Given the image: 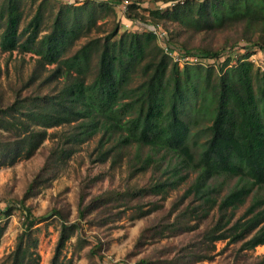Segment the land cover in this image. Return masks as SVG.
I'll list each match as a JSON object with an SVG mask.
<instances>
[{"label":"trees","instance_id":"obj_1","mask_svg":"<svg viewBox=\"0 0 264 264\" xmlns=\"http://www.w3.org/2000/svg\"><path fill=\"white\" fill-rule=\"evenodd\" d=\"M123 2L0 0V52L37 56L13 103L0 107V166L32 157L48 139L56 140L52 158L60 164L98 138L96 162L127 164L129 177L124 190L87 204L82 194L80 219L122 205L141 218L162 207L153 202L147 209L146 198L165 201L188 184L168 220L146 229L137 245L152 231L160 237L198 232V239L156 264L212 260L218 242L241 243L242 250L264 245V67L250 61L255 49L264 50V0H155L149 9L129 0L121 16L143 29L122 30L117 22L105 30L100 22L115 21ZM168 24L198 34L230 31L236 38L220 49L189 46L177 42ZM157 26L164 38L150 31ZM55 128L68 129L51 134ZM148 172V185H128ZM24 199L21 232L7 261L40 264L36 227L48 217L35 216ZM80 227L62 218L52 264H63L66 243ZM139 264L155 263L143 258Z\"/></svg>","mask_w":264,"mask_h":264},{"label":"rangeland","instance_id":"obj_2","mask_svg":"<svg viewBox=\"0 0 264 264\" xmlns=\"http://www.w3.org/2000/svg\"><path fill=\"white\" fill-rule=\"evenodd\" d=\"M129 1V0H124ZM142 8H154L155 0H141ZM161 2V1H160ZM165 9L169 4H159ZM118 10L117 19L101 21L105 30H110L117 22L122 30L141 31V22H131L121 16ZM146 15L148 11H143ZM141 29V30H140ZM170 31L179 43L189 46H210L220 49L232 45L236 34L223 33L198 34L185 30L175 24H168ZM178 35V36H177ZM37 56L32 53L14 52L12 55L0 52V107H7L14 101V93L22 87L34 68ZM33 89H26L24 94H31ZM68 128L50 129L49 132H62ZM97 139L90 140L79 147L68 160L56 164L52 158V150L56 140H46L30 158H21L12 166H0V228H4L0 244V264H9L7 256L15 249L17 237L21 232L23 213L20 202L35 216H47L48 220L37 228L39 245L37 254L40 264H52L57 244L61 235V220L65 219L69 226L81 224L66 243L60 262L63 264H139L143 258L155 264L158 260H168L173 250L198 239V232L166 233L165 237L147 233L144 245H137L141 234L149 228L167 221L172 204L187 188L183 185L179 190L171 191L165 201L160 197L146 198L149 204L159 203L155 211L141 218H135L130 207L122 205L115 209H98L82 220L79 218V203L85 194L87 204L93 197L106 191L124 190L129 177L128 165L112 167L111 163L96 162L95 152ZM152 173L128 180L130 186H145L150 183ZM227 184L228 189L232 184ZM31 191H29L30 186ZM133 202L131 205L133 206ZM250 202H248L249 204ZM247 204V205H248ZM9 206L12 213L3 215ZM243 208L239 215L242 214ZM57 214V215H56ZM170 221L173 217H170ZM209 223V222H208ZM242 244L218 242L214 258L195 264H264V245L255 250H242ZM184 262V260L182 261ZM163 263V262H162Z\"/></svg>","mask_w":264,"mask_h":264},{"label":"built area","instance_id":"obj_3","mask_svg":"<svg viewBox=\"0 0 264 264\" xmlns=\"http://www.w3.org/2000/svg\"><path fill=\"white\" fill-rule=\"evenodd\" d=\"M54 1L60 4L79 5V4H82L84 0H54ZM128 4H129V1H124L123 4H121L117 9L125 12ZM174 5L175 3H171L168 6H174ZM150 31H152L159 38H164V36H166V31L162 30L161 27L159 26L151 27ZM166 50L174 56L175 61H179L181 63L184 62L183 59H180L178 56L171 53L167 48ZM250 61L254 63L257 67L263 68L264 67V50L255 49L252 56L250 57Z\"/></svg>","mask_w":264,"mask_h":264}]
</instances>
